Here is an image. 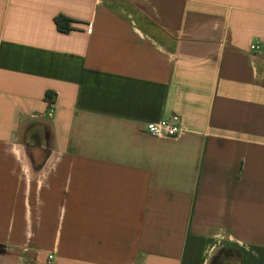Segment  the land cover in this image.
<instances>
[{"label": "crops", "instance_id": "1", "mask_svg": "<svg viewBox=\"0 0 264 264\" xmlns=\"http://www.w3.org/2000/svg\"><path fill=\"white\" fill-rule=\"evenodd\" d=\"M214 259L264 264V0H0V264Z\"/></svg>", "mask_w": 264, "mask_h": 264}, {"label": "built area", "instance_id": "2", "mask_svg": "<svg viewBox=\"0 0 264 264\" xmlns=\"http://www.w3.org/2000/svg\"><path fill=\"white\" fill-rule=\"evenodd\" d=\"M250 50L257 51L259 45L252 43L249 46ZM49 103V114L51 116L53 112L54 100H51ZM142 131L150 136L158 138H177L184 132V127L182 125L181 119L177 115H172L168 118L162 119L158 122H150L144 125ZM52 256H48L50 260Z\"/></svg>", "mask_w": 264, "mask_h": 264}, {"label": "trees", "instance_id": "3", "mask_svg": "<svg viewBox=\"0 0 264 264\" xmlns=\"http://www.w3.org/2000/svg\"><path fill=\"white\" fill-rule=\"evenodd\" d=\"M67 21H68L67 19H65V18H61V17H58V18L55 19V22H56L58 28H59L60 30H62V31H64V30L66 31V30H67L66 27H63V26H62V24H66ZM47 99H48L49 101L52 100V98H51L50 95L47 96ZM219 263H220V262H219L218 260L214 259V260L212 261L211 264H219Z\"/></svg>", "mask_w": 264, "mask_h": 264}]
</instances>
